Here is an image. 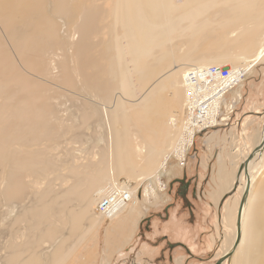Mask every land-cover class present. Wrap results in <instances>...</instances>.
Wrapping results in <instances>:
<instances>
[{"label": "bare ground", "instance_id": "6f19581e", "mask_svg": "<svg viewBox=\"0 0 264 264\" xmlns=\"http://www.w3.org/2000/svg\"><path fill=\"white\" fill-rule=\"evenodd\" d=\"M44 1L0 0V132L7 137V128L10 127L15 129L17 136L11 141L0 135V163L5 162L12 172V176L4 174V178L0 177V199L8 200L4 211L9 214L12 209L15 212L12 220L17 226L15 230L18 234L23 230L22 242H10L7 248L4 247L1 264H66L74 254L75 245L79 247L83 242H90L91 247H96L94 231L101 220L105 221L98 213L99 204L107 195L125 190L131 201L108 221L111 227L106 230L104 253L109 259L114 249L122 248L130 240L142 215L137 197L142 183L148 181L142 192L144 200L156 203L159 199L157 188L162 191L164 184L158 172L165 169L169 156L173 154L181 160L185 157L186 146L194 143L184 122L185 91L189 89L184 83L186 71L191 66L214 64L229 66L232 71L246 72L247 75L254 65L264 61V0H78V15L69 12L74 4L70 0H51L50 8L43 5ZM28 3L32 5L28 6ZM46 10L55 12L52 15L61 13L63 20H68L65 37L70 43L76 80L88 86L91 95L100 100V115L82 100L78 107L82 124L97 115L105 125L100 127L102 147L99 160L68 170L76 181L60 195L64 198L60 211L55 207L49 209L41 191L37 192L36 186L31 188L24 183L26 176L31 186L40 182L35 175L38 169H33L37 165V153L32 147L41 140L52 141L56 137L44 124L45 112L34 106L36 99L19 98L20 94L31 89L36 93L35 82L38 81L31 84L29 80H17L20 69L10 60L11 54L26 57L27 50L39 48L47 51L49 44L53 45L58 24L43 16ZM40 16L44 22L34 28L32 37L26 26L36 24L32 18L40 19ZM209 31H214L215 35L207 34ZM177 43L180 53L168 50L170 45ZM95 48L99 50V56L94 54ZM100 58L105 62L101 63ZM21 64L34 71L33 62L23 61ZM100 72L104 74H98ZM138 92L140 97L136 99ZM260 134V137L257 134L251 139L249 147L261 143L263 135ZM206 142H209V136ZM13 143L15 146L12 147ZM249 147L243 159L250 153ZM229 156L235 161L231 162L234 169L228 175L224 163H220L218 176L223 185L220 191L233 187L238 177L241 186L237 187L238 197L232 205H224L223 220L231 234L224 237L223 255L231 250L239 234V243L231 255L232 264H264V178L254 181L264 163V145L254 151L246 171L244 168L237 170L238 153ZM153 177L157 183L154 186ZM7 179L10 180L8 190ZM247 179L249 192L238 227L239 202ZM27 189L29 191L25 192ZM29 192L32 197L28 198L27 204L22 200ZM221 194L214 193L215 202ZM254 199L259 203V209L247 229L249 207ZM63 211L65 215H57ZM52 215H56L54 220ZM256 218L262 220L260 238ZM82 221L86 223V233L79 231ZM255 228L258 235L250 238ZM60 233L65 237L57 241ZM73 234L76 243L66 246L68 237ZM93 237L94 240L90 241ZM53 241L50 254L36 252L45 242ZM83 247L87 246L84 244Z\"/></svg>", "mask_w": 264, "mask_h": 264}, {"label": "rangeland", "instance_id": "374dc122", "mask_svg": "<svg viewBox=\"0 0 264 264\" xmlns=\"http://www.w3.org/2000/svg\"><path fill=\"white\" fill-rule=\"evenodd\" d=\"M73 1L74 2L70 0V3L74 4L72 5L71 9H69V12L73 15H78V13H80V8L78 7L79 1ZM50 2L51 0H45L43 5H46L48 8H50ZM106 4L107 3H105V5ZM30 5L28 3V6ZM30 10L28 9V12H31ZM43 13V16L52 19L56 24H58V33L54 36V40H52L54 46L52 44H49V46L47 47V49H49L47 51L46 49L40 51L39 48L37 49L38 52L37 50H27L26 53H28V56L26 57H18L14 54H11L10 60L12 62H15L17 67L22 71H17V80H29L30 83L32 82L31 84H33L36 80L38 81V85L35 82L36 93L31 92L34 90L31 89V91L28 93L26 92L20 94L19 98L23 100H31V97H34L36 99L35 101H33L34 106L45 112L46 116L44 124L46 128L49 129V131L56 137L52 141L41 140L37 145H34L32 147V149L37 153V165L33 169H38L37 172H35V175L40 180V182L31 186L30 182L28 181L29 178L28 176H26L24 178V183L29 184L28 186L31 188L36 186L37 192L41 191L40 193L44 195L46 201L49 204V209H54L55 207V209H59L60 211L64 199L60 195H62V192L73 184L72 182L76 181H73L74 177L68 170L72 167L75 168L83 164H94V162L99 160V151L100 147H102V144L100 143L102 141H100L99 139V137L101 136L100 127H105V125L102 124L100 116L98 117L97 115H94V117L90 121H88L89 123L86 122L87 125L82 124L81 111L78 108L80 107L82 100H84L90 106H93V110H95L99 115L100 100L94 98L93 95H91L88 86L76 80L77 77L74 74L73 65H71L72 58L70 56V43L65 37L68 30V27L65 26H68V20L64 21L61 13H59V15H52L55 12H50L47 10ZM108 15H110V13H108ZM73 17L76 18V16ZM100 17L101 16H99V21H101ZM32 19L35 20L36 24H29V26L26 27L30 29L29 34L33 37L35 33L34 28H36L37 26L39 27V25L41 26V24L44 22V18L40 16V19L39 17H33ZM207 34L215 35V32L209 31ZM57 39L59 40V42L61 41V43H58ZM3 42L4 41H2L1 43ZM56 46L57 48H55ZM179 47L180 46L178 45V43L172 44L169 46L168 50H173L178 54L180 53ZM48 52L54 53L50 55V53ZM94 54L99 56V50H96L95 48ZM36 57L37 59H35ZM103 60V58H100L99 61L101 63H104L105 60L104 62ZM23 61H27L29 63L33 62L34 71L30 67H22L21 62ZM86 63H88L87 60ZM57 64L59 66H57ZM87 65L91 66L89 63ZM257 66L260 69H256L252 73L250 71L247 72V75H245L242 81L243 83L241 82L242 84H238L233 89H231L226 94V99L229 100L233 95H235L237 90H239L240 92H244L248 81L254 80L264 75V62L257 64ZM64 67L68 69L67 74ZM86 72L88 73V70H86ZM87 73L85 75L89 74ZM98 74L103 75L104 73L100 72ZM33 76H35L34 80ZM74 79L77 82H75L76 84L74 83ZM83 84L85 85V87ZM75 91L78 96L74 94ZM116 94L118 93L116 92ZM139 95L140 92L136 94L135 98L138 99L140 97ZM7 131V137H5L4 133L2 132H0V135L5 138H9V140L11 141L14 139V137H17L15 134V129L8 127ZM210 132L211 130L205 133L203 132L201 133V135H196L194 143L190 147L186 146V150L188 149V151L185 154V166H181L179 164V161L174 157L173 154L168 157L166 170H160L158 173L160 179L162 178L163 180H161L162 182H164L166 185H168L169 183H172L173 185L171 187V191L170 187L162 191L157 188L158 196H160V198L158 199L159 201L157 200L158 202L150 204L144 200V198L142 197V192L146 187L148 181H144V183H142V186L137 193L139 202L141 205H147L148 207H150L149 205H155V209H150L149 216L140 223L139 229L135 234V238L127 247L123 248V245L122 248L120 247V249L118 248L113 250L115 252V255L114 257H112V261L110 264H215V262L223 255V249L221 246L223 244L224 237L229 234V228L223 220V216L225 213L224 205L226 203L232 204L235 197H238L237 187L239 185L241 186V179L239 177L235 178L233 189L229 193L225 194L217 205L215 203L214 205L213 203H211V195L213 197L214 193H210L211 195L209 194V168L211 167L212 170V161L209 162V142H206V138L210 136ZM93 139L96 141H94ZM11 146H15L14 143ZM253 149L254 147H249V150L252 151ZM191 155H193L194 157H191ZM2 156H5V154L2 153ZM183 156L184 154L182 155V157ZM181 160H183V158ZM203 160L205 162H203ZM242 160L244 159L242 158ZM205 164L206 175L204 176L202 172V165ZM240 164L241 163H239V165ZM233 169L234 168L232 167L231 172L233 171ZM9 170L10 169L6 166L5 162L0 163V177L2 176L4 178V174L6 175V177L12 176V172H10ZM183 172L184 174L186 173V175L185 177L183 176V182L181 183L180 188H178V191H180V193H174L176 187H178L175 182L178 181V178L182 177ZM258 173L259 175L255 177L254 181H258L264 178V163L259 169ZM185 180H188L189 183V188L187 189L186 187H184ZM1 181L2 178H0V182ZM151 181L153 186L155 184L157 185V183L155 182V177H153ZM6 184L8 190V186L10 185L9 179L6 180ZM0 189H2L1 183ZM27 191H29V189H27L25 192ZM49 192L53 195H51ZM47 194L50 196L48 197ZM28 195H30V192L24 194L26 198H23L22 200L27 204L29 201L28 198L31 199L32 197V195ZM7 204L8 200L0 199V264L2 263V254L5 252L4 247L7 248V245L10 242L16 243L17 241H23V230H21V233L18 234V230H15L17 226L12 222L15 216V212L12 209L10 210L11 212L9 214L6 212V210L4 211V209H6L5 205ZM55 204L57 207L55 206ZM73 207L75 210H78V207L76 205H73ZM258 209L259 203H256L254 199L251 207H249V215L246 221L247 229L250 227L252 220H255V213ZM61 214L59 213L57 215L63 216L66 213L63 211V213L61 212ZM123 214H125V212ZM55 216L56 215L51 216L53 220L55 219ZM85 221H82V224L80 225L81 228L79 227V231L81 233L87 232V229H84L86 227ZM108 221L109 220H105L102 222L101 220L99 227H97V229L95 230L96 232L94 231V236L96 237L95 241H97L96 247H91L90 242L87 244L83 242L79 247L75 245L73 247L74 254L66 264L109 263L110 258L114 252L112 251L109 259H105L106 254L104 253V249L105 244L107 243L105 242L107 239L106 230L111 227ZM261 223L262 220L256 218V228L258 229L259 238V227ZM216 224L219 235H217L216 232ZM256 228L251 231L250 238H252L253 236L257 237L258 234ZM90 235L93 234H91L90 232ZM160 235H165V237H161ZM64 237V234L60 233L57 241L63 240ZM68 238L69 239H67L66 246H70L76 243L75 234L70 235ZM92 240H94V237L90 241ZM54 243L55 241L49 243L45 242L42 247H40L39 251L36 252H39L40 254H50L53 250ZM84 244L87 246V249L84 247L82 248ZM207 248H209V250H207ZM2 249H4V251ZM227 251L228 250L226 249V252ZM232 253L229 254V256L227 255V258L223 260L221 264H232Z\"/></svg>", "mask_w": 264, "mask_h": 264}, {"label": "built area", "instance_id": "2783aa9c", "mask_svg": "<svg viewBox=\"0 0 264 264\" xmlns=\"http://www.w3.org/2000/svg\"><path fill=\"white\" fill-rule=\"evenodd\" d=\"M246 72L232 71L228 66L210 64L207 66H191L184 75V83L189 88L184 102L185 125L195 140L196 135L229 124L231 115L241 99L238 94L232 100L226 94L240 84ZM193 141L190 143L191 146ZM188 148V147H187ZM188 151V149L185 151ZM181 166L183 160L177 159ZM165 185L163 184V189ZM131 201L129 193L119 190L104 197L97 210L105 220L119 213Z\"/></svg>", "mask_w": 264, "mask_h": 264}, {"label": "crops", "instance_id": "0c3cea01", "mask_svg": "<svg viewBox=\"0 0 264 264\" xmlns=\"http://www.w3.org/2000/svg\"><path fill=\"white\" fill-rule=\"evenodd\" d=\"M256 69L257 70L260 69L257 66V64L256 66L254 65L250 69V72L252 73ZM238 94L241 96V99L237 103L231 115L229 124L226 126H220L216 128L215 130L213 129L209 133L210 134L209 136V162L212 161V165H211L212 170H211V167L209 168V194L210 193L211 194L212 193H217V194L223 193L217 202H215V199H213V197L211 196V199L213 200V201L211 200V203H213V205L214 203L217 205L221 201L222 197L233 189V187H231L229 189H226L223 192L220 191V189L223 186L218 176V172H219L218 169L220 168V163H224L226 170H227V174L229 175L232 170L231 162L234 161L233 159H230L232 157H230L229 154L236 155V153H238L236 161L238 163H241L242 155L246 151H248V147L251 146V143H252L251 139H253L258 133H259V137L261 136L260 133H261L262 126L264 123V75L254 80L248 81L244 92H240L239 90H237L235 95H233L229 99V101L235 98ZM191 157H194V156L191 155ZM220 157L221 159H219ZM167 161H166V164H167ZM203 162L205 161L203 160ZM165 170H166V165H165L164 171ZM202 172H203V175L205 176L206 175V164L202 165ZM149 206L150 207H148L147 205L143 206V204L141 205L142 215H140L141 217H139L134 227V232L132 233V237L127 242V244L124 245L123 248L127 247L133 241V239L135 238V234L137 230L139 229L140 223L149 216L150 209L151 210L155 209V205H149ZM215 226H216L217 235H219L217 224ZM160 236L165 237V235H160ZM207 250H209V248H207ZM114 255H115V252L112 254L108 264L111 263L112 261L111 259L112 257H114Z\"/></svg>", "mask_w": 264, "mask_h": 264}, {"label": "water", "instance_id": "95a60500", "mask_svg": "<svg viewBox=\"0 0 264 264\" xmlns=\"http://www.w3.org/2000/svg\"><path fill=\"white\" fill-rule=\"evenodd\" d=\"M261 133L263 135V138H262V141L259 145H257L256 147H254V149L248 153V155L246 156V158L241 162V164L239 165V169L240 168H244L245 171L247 169V166H248V163L249 161L253 158L254 156V151L259 148L260 146L262 147L264 145V123H263V126H262V130H261ZM248 192H249V180L247 179V182H246V186H245V189H244V193L240 199V202H239V208H238V227H240V217H241V211H242V208H243V205L244 203L246 202V199H247V195H248ZM239 240H240V236L239 234H237L236 236V239L232 245V248L229 252H227L226 254L222 255L216 262L215 264H221V262L223 260H225L227 258V255L229 256V254H231L233 252V250L235 249V247L237 246V244L239 243Z\"/></svg>", "mask_w": 264, "mask_h": 264}, {"label": "flooded vegetation", "instance_id": "af4514ba", "mask_svg": "<svg viewBox=\"0 0 264 264\" xmlns=\"http://www.w3.org/2000/svg\"><path fill=\"white\" fill-rule=\"evenodd\" d=\"M184 166H185V165H184ZM185 175H186V173L184 174V172H183V173H182V177L178 178V179H177L178 181L175 182V183L177 184L178 187H176L174 193H175V192H176V193H177V192L180 193V191H178V190H179L178 188H180L181 183L183 182L182 179L185 177ZM183 176H184V177H183ZM172 185H173L172 183H169L168 185L165 186V189H166V188L168 189V188L170 187V191H171V187H172ZM184 185H185L184 187H186V189L189 188L188 180H185V181H184Z\"/></svg>", "mask_w": 264, "mask_h": 264}, {"label": "trees", "instance_id": "16d2710c", "mask_svg": "<svg viewBox=\"0 0 264 264\" xmlns=\"http://www.w3.org/2000/svg\"><path fill=\"white\" fill-rule=\"evenodd\" d=\"M144 241V240H143Z\"/></svg>", "mask_w": 264, "mask_h": 264}]
</instances>
